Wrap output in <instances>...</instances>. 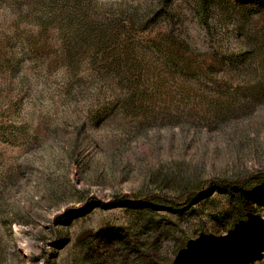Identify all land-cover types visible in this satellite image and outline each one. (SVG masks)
Returning a JSON list of instances; mask_svg holds the SVG:
<instances>
[{"label": "rangeland", "instance_id": "obj_1", "mask_svg": "<svg viewBox=\"0 0 264 264\" xmlns=\"http://www.w3.org/2000/svg\"><path fill=\"white\" fill-rule=\"evenodd\" d=\"M263 172L264 0H0V264H264Z\"/></svg>", "mask_w": 264, "mask_h": 264}, {"label": "trees", "instance_id": "obj_2", "mask_svg": "<svg viewBox=\"0 0 264 264\" xmlns=\"http://www.w3.org/2000/svg\"><path fill=\"white\" fill-rule=\"evenodd\" d=\"M237 2H242V1H245V0H236ZM262 175H264V172L262 173ZM246 179H248L247 177H240V178H237L235 180H224L222 181L224 185H226L227 187H230V186H235V187H240L239 185H241ZM213 183L214 182H211L209 181L205 188L203 189V191H199L198 193H202V192H211L214 190V186H213ZM197 192H187L184 196H183V200H186V199H189V198H192L194 197L196 194H198ZM229 194V197L231 198L232 195L227 192ZM121 200H114L113 202H111L110 204H108L109 207H116V206H119L121 205ZM238 213L236 214L237 216V223H238V226L240 228V231H241V235L238 236L239 239H242V238H251V234L250 232H248L246 229L249 224L248 220H247V217H248V214L244 213L243 211H240L239 208H238ZM246 227V228H245ZM43 264H47V261L46 260H43Z\"/></svg>", "mask_w": 264, "mask_h": 264}]
</instances>
